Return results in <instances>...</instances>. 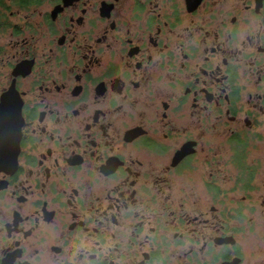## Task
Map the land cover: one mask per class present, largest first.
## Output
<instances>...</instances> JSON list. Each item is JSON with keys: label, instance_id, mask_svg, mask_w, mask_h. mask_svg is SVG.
I'll list each match as a JSON object with an SVG mask.
<instances>
[{"label": "flooded vegetation", "instance_id": "flooded-vegetation-1", "mask_svg": "<svg viewBox=\"0 0 264 264\" xmlns=\"http://www.w3.org/2000/svg\"><path fill=\"white\" fill-rule=\"evenodd\" d=\"M0 264H264V0H0Z\"/></svg>", "mask_w": 264, "mask_h": 264}, {"label": "water", "instance_id": "water-1", "mask_svg": "<svg viewBox=\"0 0 264 264\" xmlns=\"http://www.w3.org/2000/svg\"><path fill=\"white\" fill-rule=\"evenodd\" d=\"M19 128V127H18ZM18 131V130H17Z\"/></svg>", "mask_w": 264, "mask_h": 264}]
</instances>
